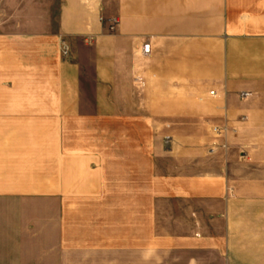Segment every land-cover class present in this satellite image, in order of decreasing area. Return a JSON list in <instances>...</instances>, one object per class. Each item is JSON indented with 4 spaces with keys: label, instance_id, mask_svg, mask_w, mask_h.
<instances>
[{
    "label": "crops",
    "instance_id": "0c3cea01",
    "mask_svg": "<svg viewBox=\"0 0 264 264\" xmlns=\"http://www.w3.org/2000/svg\"><path fill=\"white\" fill-rule=\"evenodd\" d=\"M0 205V264H264V0H0Z\"/></svg>",
    "mask_w": 264,
    "mask_h": 264
},
{
    "label": "built area",
    "instance_id": "2783aa9c",
    "mask_svg": "<svg viewBox=\"0 0 264 264\" xmlns=\"http://www.w3.org/2000/svg\"><path fill=\"white\" fill-rule=\"evenodd\" d=\"M103 20L105 21V19H103ZM107 21L110 23V31H112V32L116 31V29L119 25V20L117 18H112V19H108ZM60 48H61L63 56L68 58L70 56L71 50H70V45L67 42V40L62 39L60 41ZM150 52H151V44L146 43L144 45V48H143V53H144V55H149ZM212 94L214 95L215 92H212ZM249 95L250 94L243 93V94H241V97L245 98V97H248ZM214 132L216 134H222L223 132H226V128L215 127Z\"/></svg>",
    "mask_w": 264,
    "mask_h": 264
},
{
    "label": "clouds",
    "instance_id": "9594fccd",
    "mask_svg": "<svg viewBox=\"0 0 264 264\" xmlns=\"http://www.w3.org/2000/svg\"><path fill=\"white\" fill-rule=\"evenodd\" d=\"M152 256H153V253L147 252V253L144 254V259L145 260H150L152 258Z\"/></svg>",
    "mask_w": 264,
    "mask_h": 264
},
{
    "label": "rangeland",
    "instance_id": "374dc122",
    "mask_svg": "<svg viewBox=\"0 0 264 264\" xmlns=\"http://www.w3.org/2000/svg\"><path fill=\"white\" fill-rule=\"evenodd\" d=\"M60 52H61V54H62V51H61V48H60ZM71 53V52H70ZM62 56H63V54H62ZM64 57V56H63ZM66 58V57H65ZM0 206H2V205H0Z\"/></svg>",
    "mask_w": 264,
    "mask_h": 264
}]
</instances>
